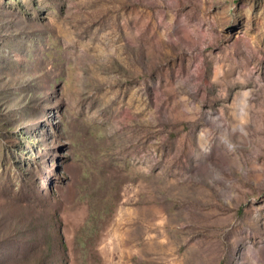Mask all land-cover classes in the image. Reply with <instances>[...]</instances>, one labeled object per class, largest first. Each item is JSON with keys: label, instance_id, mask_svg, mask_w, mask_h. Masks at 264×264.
Here are the masks:
<instances>
[{"label": "rangeland", "instance_id": "374dc122", "mask_svg": "<svg viewBox=\"0 0 264 264\" xmlns=\"http://www.w3.org/2000/svg\"><path fill=\"white\" fill-rule=\"evenodd\" d=\"M0 264H264V0H0Z\"/></svg>", "mask_w": 264, "mask_h": 264}]
</instances>
